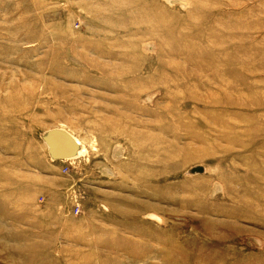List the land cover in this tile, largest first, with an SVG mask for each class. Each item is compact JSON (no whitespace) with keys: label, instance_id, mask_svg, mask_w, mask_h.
Segmentation results:
<instances>
[{"label":"rangeland","instance_id":"rangeland-1","mask_svg":"<svg viewBox=\"0 0 264 264\" xmlns=\"http://www.w3.org/2000/svg\"><path fill=\"white\" fill-rule=\"evenodd\" d=\"M0 264H264V0H0Z\"/></svg>","mask_w":264,"mask_h":264},{"label":"water","instance_id":"water-1","mask_svg":"<svg viewBox=\"0 0 264 264\" xmlns=\"http://www.w3.org/2000/svg\"><path fill=\"white\" fill-rule=\"evenodd\" d=\"M42 138L48 146L50 156L55 160L77 158L80 150L83 149L82 143L78 142L73 134L63 128L48 130L42 135ZM191 172L202 173L204 172V167H193Z\"/></svg>","mask_w":264,"mask_h":264},{"label":"bare ground","instance_id":"bare-ground-1","mask_svg":"<svg viewBox=\"0 0 264 264\" xmlns=\"http://www.w3.org/2000/svg\"><path fill=\"white\" fill-rule=\"evenodd\" d=\"M77 141L80 142L78 139H77ZM83 152H84V149H81L80 152H79V156H81Z\"/></svg>","mask_w":264,"mask_h":264}]
</instances>
